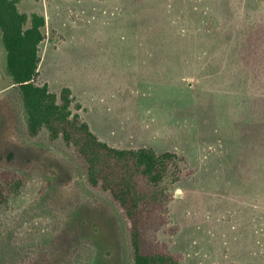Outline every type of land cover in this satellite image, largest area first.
Instances as JSON below:
<instances>
[{"label":"rangeland","instance_id":"rangeland-1","mask_svg":"<svg viewBox=\"0 0 264 264\" xmlns=\"http://www.w3.org/2000/svg\"><path fill=\"white\" fill-rule=\"evenodd\" d=\"M47 20L41 83L70 88L118 149L175 152L168 181L181 264H264V0H24ZM0 30V172L22 174L0 208V264H132L127 224L81 159L28 140ZM46 180L57 184L44 189Z\"/></svg>","mask_w":264,"mask_h":264},{"label":"trees","instance_id":"trees-1","mask_svg":"<svg viewBox=\"0 0 264 264\" xmlns=\"http://www.w3.org/2000/svg\"><path fill=\"white\" fill-rule=\"evenodd\" d=\"M23 1L0 0V30L5 72L20 102L25 137L39 140L45 133L51 145L61 142L81 159L87 184L107 194L127 224L132 264H181L182 255L172 252L170 241H163L161 234L174 237L179 232L171 218L174 194L167 182L181 179L184 159L175 152L110 146L74 111L82 107L70 88L57 94L41 83L40 46L46 39L47 20L39 12L21 11ZM25 186L22 174L1 171L0 208L17 198ZM53 186L57 184L46 180L44 189Z\"/></svg>","mask_w":264,"mask_h":264}]
</instances>
